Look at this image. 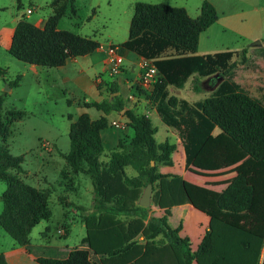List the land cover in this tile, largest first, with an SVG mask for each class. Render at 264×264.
<instances>
[{
  "label": "trees",
  "instance_id": "16d2710c",
  "mask_svg": "<svg viewBox=\"0 0 264 264\" xmlns=\"http://www.w3.org/2000/svg\"><path fill=\"white\" fill-rule=\"evenodd\" d=\"M64 14L60 8L46 17L42 27L26 18L14 26L9 53L31 65L49 68L65 65L67 60L93 53L99 41L57 25ZM218 18L212 3L204 0L200 13L191 17L185 8L162 3L136 2L130 21L128 38L120 44H110L120 53L128 50L149 59L157 69L153 89L148 95L161 121L174 128L181 139L188 167L200 151L215 126L248 154L256 164L250 174L242 171L221 190L216 199L219 209L240 213L248 210L256 196V203L264 200V98L252 96L235 79V51L225 50L199 55V35ZM169 50L174 54L165 55ZM248 48L241 53L246 54ZM252 53L264 58V46L254 47ZM253 69L259 68L256 64ZM194 73L223 79L207 97L189 103L168 95L167 86L182 87ZM17 81H15L16 83ZM113 93L118 85L113 83ZM0 98V137L5 140L9 128L3 122L21 119L25 112L10 109L2 113ZM86 107L101 110L103 115L92 119L80 113L69 126L70 150L62 153L75 174L88 175L93 186V210L83 216L86 235L81 245L67 250L60 258H38L41 264H199L195 260L213 250L210 264H260L263 237L239 229L215 218H209L196 244L188 236L179 234V227H171L166 217H150L148 208L137 204L144 187L152 183L151 203L170 213L178 205L189 202L180 172L172 171V154L178 144L157 143L156 128L151 119L126 108L123 97L113 94L110 99L85 103ZM122 112L132 134L129 141H119L106 161L101 130L108 127L106 117L112 111ZM160 162V170L151 162ZM22 157L12 155L0 143V181L6 183L0 196L3 209L0 226L16 241L31 248L29 234L41 220L51 217L48 206L51 190L39 189L23 181ZM130 167L135 174H128ZM16 171L15 173L13 171ZM191 194L194 189L188 186ZM163 232L167 241L155 240ZM141 235L144 242H139ZM0 264H8L0 254Z\"/></svg>",
  "mask_w": 264,
  "mask_h": 264
},
{
  "label": "rangeland",
  "instance_id": "374dc122",
  "mask_svg": "<svg viewBox=\"0 0 264 264\" xmlns=\"http://www.w3.org/2000/svg\"><path fill=\"white\" fill-rule=\"evenodd\" d=\"M204 0H0V33L14 27L20 18L29 21L42 19L53 14L57 9L63 8L64 14L58 22V29L68 30L73 33L96 39L101 44L100 50L93 52L87 60L78 59V62L70 64H88L85 67L84 83L82 87L64 82L59 71L55 68L31 65L13 57L8 51V43L0 44V98L3 99L2 113L6 110L15 109L25 112L21 119L6 120L3 122L8 126L9 133L5 140L0 137V143H4L12 155L22 157L21 171L18 176L33 187L39 189L49 188L51 195L48 206L51 218L41 220L31 231L32 245L43 243L46 230L54 242H66L71 246H78L81 238L85 235V227L79 221L78 209L72 205L65 206V202L76 205L81 197L83 204H88L93 197L92 183L89 176L73 173L66 164L62 153L70 150L69 126L70 118L76 117L82 111H86L90 117L96 118L98 110L94 107L84 108L82 104L103 99H110L113 93L114 76L116 73L104 69L108 61V48L110 44H120L127 40L129 25L134 13L136 2L162 3L173 7H183L191 17L200 13V7ZM215 2L217 11L222 18L232 19L229 27H224L223 19L218 24H213L204 33V40L212 42L210 46L219 51L226 47L236 49L232 61H235L236 81L248 92L259 99L264 98V58L252 53L251 49L256 41L247 37V0H207ZM213 4V3H212ZM28 9L31 13H28ZM245 11V12H243ZM243 12V13H242ZM231 47V48H230ZM243 48H248L245 55L241 53ZM218 52V51H217ZM174 54L169 50L165 55ZM89 61V62H88ZM149 64V63H144ZM259 66L253 69L252 65ZM216 78L219 76L216 74ZM99 81H97V80ZM15 81H17L15 83ZM195 84V81L192 80ZM102 88V89H101ZM189 99H200L204 96L198 92L183 94ZM148 97V96H147ZM86 100V101H85ZM154 104L149 101L144 103L143 110L152 109ZM125 107L137 110L141 107L137 101H126ZM138 113H141L139 108ZM153 125L157 128L155 133L156 142H174L171 133L166 136V125L155 113L150 114ZM109 126L105 132L110 136V143L105 144V151L101 158L106 159L110 151L119 141H129L130 134L126 133V117L120 112L112 111L107 115ZM115 120L123 124V128L112 127L111 122ZM119 134L117 144L113 143V136ZM175 138H179L177 131H173ZM231 146H237L230 137L225 134ZM180 144V141H178ZM113 143V144H112ZM181 145V144H180ZM227 145V144H226ZM242 154L245 152L239 149ZM181 158L178 150L173 154L174 165L172 171L180 172L182 177L185 168V159ZM158 169L164 167L160 162H154ZM162 166V167H161ZM196 170V169H195ZM16 172L15 170L13 171ZM62 172V173H61ZM129 172H133L129 170ZM193 169L189 174L193 173ZM65 174V175H61ZM201 177L214 179V175L208 172H199ZM6 183L0 181V196L5 191ZM92 191V193H91ZM76 201V202H75ZM3 202L0 197V213ZM174 217L179 222V211L175 207L172 210ZM67 212V218L64 213ZM175 218L171 225L176 227ZM70 225L67 236H60L57 227L63 222ZM83 221V220H82ZM65 234L63 227H60ZM191 242L196 244L200 237V230H188ZM48 234V233H47ZM182 235H185L183 233ZM15 241L0 226V252L10 248Z\"/></svg>",
  "mask_w": 264,
  "mask_h": 264
},
{
  "label": "crops",
  "instance_id": "0c3cea01",
  "mask_svg": "<svg viewBox=\"0 0 264 264\" xmlns=\"http://www.w3.org/2000/svg\"><path fill=\"white\" fill-rule=\"evenodd\" d=\"M211 2L213 3L217 11L216 3L213 1ZM217 15H218L217 20L214 23H212L209 27H207L204 31H202L199 35L198 47L196 52L199 55L213 54L217 51L219 52L218 49L210 46L212 42H208L206 40H204L203 42L204 33H206L210 29V27H212L213 24H218L221 19L226 21L223 23V26L229 27L228 24L231 23L232 21V19L229 17L232 15H229L225 19L222 18L221 14L218 11H217ZM30 22H32L33 24L39 27H42L44 24V20L42 19H38L36 21H30ZM13 30L14 27H12L11 29H6L2 33H0V44L8 43V47H9ZM263 34H264V0H247V37L251 39L262 40L261 36ZM261 46H264V41H261ZM252 47H256V46H252ZM97 50H100V48H98ZM226 50L229 49L226 47ZM231 51H240V50L231 49ZM92 54L93 53L69 59L67 60L65 65L54 68L59 71V74L62 76L64 82H67L69 84L75 85L80 88L84 83L85 67H88V64H70V63L71 61H73V63L78 62L79 61L78 59L80 58L82 60H87L89 59V57H91ZM119 54L122 55L123 57V63L120 66L119 72L116 73V75L114 76L115 83L118 85V92L114 94H120L123 97L124 102L128 100L137 101L138 104H141V107H138V109L140 108L142 110L140 114H145L150 118L149 116L150 114L153 113L154 115L155 113L157 114L155 110V105L149 111L143 110V106L144 103L150 101L147 96L151 93L154 84L145 85L141 80V72L143 65H145L144 63H149V65H153L152 61L149 59H144L143 57L137 55L136 53L128 50H123ZM105 59H103L104 69H106V71H108L109 73L110 70L109 65L108 63L105 64L106 63ZM216 74L219 76V78H216ZM222 79L223 78L218 73L212 75H205V76H201L198 75L197 73H194L186 80V82L182 87L168 85L166 89L169 96L174 95L179 100L184 99L187 100L189 103H194L197 100L209 96L214 91V89L219 85ZM192 80L195 81V84L192 83ZM192 92H198L199 94H202L204 97L200 99H189L185 97V95H183L184 93L190 94ZM82 106L84 108H90V107H86L85 104H82ZM127 108L132 109L130 107ZM137 110L134 111L138 113ZM82 112H86V111H82ZM122 112L123 110L120 112L121 115ZM102 115L103 112L101 110H98V113L96 114L97 117L96 118L91 117V118L97 119ZM76 117H71L70 123L74 121ZM120 124L123 125L125 123H120ZM105 129L101 130V137L104 145V151H105V144L106 143L109 144L111 139L109 134L105 132ZM116 129L119 130V128ZM122 129L124 130L125 128ZM166 129L167 131L165 138H167V134L171 133L173 135L171 137L174 138V142L170 141V143L178 144L177 142L178 140L180 141L181 144L180 137L175 138L173 134V131L175 129L167 125H166ZM126 133H129L130 135L132 134L129 127H126ZM118 135L119 134L113 136L114 138L113 143L115 142L117 144L119 140ZM226 140L229 141L228 138L225 136V133L218 126H215L210 136L208 137V139L206 140L200 151L197 153L191 164L188 167H185L186 171L188 172L183 173V187L188 196L189 202L186 204L176 206V208L179 211V222H177V219L174 217V213H172V211L166 214L163 209L154 207L152 203L150 204L149 207H146L148 208V215L150 217H155V218L161 216L166 217L167 223L171 227H174L171 225V220L175 218L177 226L179 227V234L182 235L183 233H185V235L188 236L190 240H191V235L190 233H188V230L198 229L200 230L199 234L201 235L204 230L209 228V224H208L209 218H215L217 220L225 222L239 229L248 231L253 234H257L263 237L264 240V200H262L260 203L257 204L255 201L256 199L255 196L253 199L252 206L248 210L240 213H232V212L224 211L219 209L216 205V199L220 194L221 190L230 183L233 177L242 171L247 172L249 175L252 170V167L256 164V162L248 154H242L238 146H231L230 144H228ZM180 144H178L177 150L178 153L181 155V158L183 159V155L185 157V154ZM107 159L108 157L104 160L103 158L100 157V160L102 161H106ZM192 169L194 172L189 174V172ZM129 170L132 169L130 167L126 168L128 174H132V175L135 174V171L132 170L133 172L131 173L129 172ZM197 171L208 172L214 175L215 177L214 179L211 178L210 180L201 177L199 174H196ZM61 175L63 176L65 174H61ZM188 186H191V188L194 189L195 192L194 195L191 194V192L187 189ZM91 197H93V193L91 194ZM78 201L79 202L75 201L77 203L76 205L69 204L70 203L69 201H68L69 203L65 202L64 205L67 207L72 205L74 209H78L81 212L79 214L80 216L79 221H81L82 226L85 227V223L82 220L84 215L90 213L94 209L92 204V199L88 204L86 203L83 204V200L81 199V197L78 198ZM64 216L65 218H67L68 216L67 212L66 214L64 213ZM61 226L63 227L65 234H62L63 232L60 229ZM69 229H70V225L65 221L60 226L57 227V233L58 235L65 237L68 235ZM85 232H86V227H85ZM49 233L50 231L47 229L45 235L43 236V243H38V245L31 244V238L29 234V240L31 244L30 250L16 243V241L12 238L15 242L11 244L10 248L1 251L0 254L6 256L8 264H41L37 262L38 258H53V257L60 258L62 256H65L66 249L70 250L80 246L81 240L86 235L85 233V235L81 238L80 244L78 246L76 245L71 246L66 242L52 241V238L49 236ZM137 240L139 242H144V239L141 235L137 237ZM155 240L166 242L167 238L165 234L161 232L158 235H156ZM215 254H216L215 251L210 250L204 253L203 255L197 257L195 261L199 264H210ZM260 264H264V242L261 250Z\"/></svg>",
  "mask_w": 264,
  "mask_h": 264
},
{
  "label": "built area",
  "instance_id": "2783aa9c",
  "mask_svg": "<svg viewBox=\"0 0 264 264\" xmlns=\"http://www.w3.org/2000/svg\"><path fill=\"white\" fill-rule=\"evenodd\" d=\"M28 13H31V10H27ZM109 69L111 72L118 73L120 66L123 63V57L117 52L116 48L109 46L108 48V61ZM157 74V69L154 65L145 64L143 65L141 72V80L145 85L154 84ZM111 125L116 128H123V125L117 121H112Z\"/></svg>",
  "mask_w": 264,
  "mask_h": 264
},
{
  "label": "water",
  "instance_id": "95a60500",
  "mask_svg": "<svg viewBox=\"0 0 264 264\" xmlns=\"http://www.w3.org/2000/svg\"><path fill=\"white\" fill-rule=\"evenodd\" d=\"M253 46H256V47H260L261 46V42L260 41H256ZM151 164L153 165L154 162L152 161ZM152 192H153V185L152 183H148L144 189H143V192L138 200V204L140 206H143V207H149L150 204H151V196H152Z\"/></svg>",
  "mask_w": 264,
  "mask_h": 264
}]
</instances>
